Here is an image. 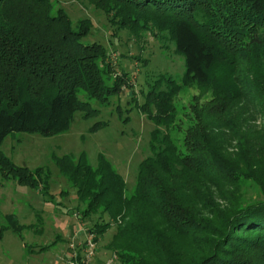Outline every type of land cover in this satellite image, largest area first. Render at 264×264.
I'll return each instance as SVG.
<instances>
[{"label":"trees","instance_id":"trees-1","mask_svg":"<svg viewBox=\"0 0 264 264\" xmlns=\"http://www.w3.org/2000/svg\"><path fill=\"white\" fill-rule=\"evenodd\" d=\"M89 1L118 31L170 34L186 66L181 83L166 73L150 83L142 108L155 124L152 154L140 163L131 195L102 155L96 166L85 155L78 164L58 160L87 203L84 216H99L90 231L117 224L110 247L118 264H264V0ZM52 7V0H0V147L20 131L63 132L76 111L100 112L92 99L107 104L130 86L125 70L106 81L115 68L103 43L85 41L92 20L73 25L65 10L53 15ZM192 84L212 88V96L174 105ZM256 115L259 129L248 125ZM0 164L39 186L34 172L1 150ZM246 181L257 185L256 195L241 192ZM219 199L231 207L223 211ZM142 203L153 220L141 215ZM6 220L22 230L15 213Z\"/></svg>","mask_w":264,"mask_h":264},{"label":"rangeland","instance_id":"rangeland-1","mask_svg":"<svg viewBox=\"0 0 264 264\" xmlns=\"http://www.w3.org/2000/svg\"><path fill=\"white\" fill-rule=\"evenodd\" d=\"M52 4L51 13L56 15L61 9L65 10L73 25L81 20H92L91 32L85 41L103 43L115 68L112 74L105 73L106 81L125 70L130 76V86L124 85L107 104L92 99V105L100 112L86 116L76 111L69 128L63 132L43 135L20 131L6 137L0 147L2 153L15 164L34 172L39 186L22 183L19 177L2 170L0 164V264H118V256L110 247L117 224L112 222L101 234L90 231V227L100 221L99 216L94 212L84 216L87 203L80 199L77 186L62 171L58 160L68 156L78 164L85 155L90 164L96 166L102 155L126 180V194L131 195L140 163L152 154L150 144L155 124L142 108L150 83L161 73L181 83L186 69L185 57L176 50L170 34L165 33L167 35L161 39L137 28L134 31L141 36L136 37L127 30L118 31L107 15L89 0H52ZM211 96L210 87L187 85L174 97V105L189 107L195 100L203 104ZM254 117L248 125L259 129L262 118ZM236 143L234 139L232 146ZM257 189L254 182L246 181L241 192L251 197L256 195ZM217 204L223 211L231 207L230 201L219 199ZM139 208L145 220H153L145 203ZM8 213L17 215L21 231L9 226ZM219 214L224 216L225 213ZM104 218L110 220L107 214ZM118 221L122 220L118 217ZM155 221L159 226V221ZM143 253L150 260L158 259L151 252L143 250Z\"/></svg>","mask_w":264,"mask_h":264}]
</instances>
